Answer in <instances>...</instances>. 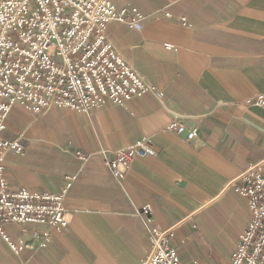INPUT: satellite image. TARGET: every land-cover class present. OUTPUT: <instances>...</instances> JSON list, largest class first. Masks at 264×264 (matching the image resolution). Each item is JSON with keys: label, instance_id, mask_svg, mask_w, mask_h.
<instances>
[{"label": "crops", "instance_id": "1", "mask_svg": "<svg viewBox=\"0 0 264 264\" xmlns=\"http://www.w3.org/2000/svg\"><path fill=\"white\" fill-rule=\"evenodd\" d=\"M110 1L143 20L137 28L110 22L107 41L162 98L145 93L87 114L10 110L1 138L23 148L5 157L10 188L58 194L74 181L67 228L51 230L40 248L42 227L3 224L25 248L14 254L0 237V264H142L149 242L137 212L145 205L182 264H227L250 213L225 188L242 172L264 173V113L245 104L264 94V0ZM173 121L195 139L169 131ZM143 139L156 156L135 159L117 182L104 158Z\"/></svg>", "mask_w": 264, "mask_h": 264}, {"label": "built area", "instance_id": "2", "mask_svg": "<svg viewBox=\"0 0 264 264\" xmlns=\"http://www.w3.org/2000/svg\"><path fill=\"white\" fill-rule=\"evenodd\" d=\"M142 20L135 9L115 10L110 0L0 1V237L14 254L24 250L25 244L12 243L2 225L42 227L35 239L40 248L46 247L51 230L67 228L64 200L74 177L67 178L58 194L10 188L4 175L5 157L23 154L17 140L1 138L11 108L19 106L34 115L51 108L87 114L107 105L122 107L145 93L161 99V93L146 84L106 40L110 22L137 28ZM245 104L264 113V94ZM167 129L187 142L196 136V130H186L174 121ZM75 155L85 159L79 152ZM154 156L156 152L143 139L104 158V166L122 182L135 159ZM227 186L247 201L250 213L228 264H264V173L255 167L235 176ZM137 217L149 242L142 264H181L169 246L170 231L150 227V207L142 206Z\"/></svg>", "mask_w": 264, "mask_h": 264}, {"label": "rangeland", "instance_id": "3", "mask_svg": "<svg viewBox=\"0 0 264 264\" xmlns=\"http://www.w3.org/2000/svg\"><path fill=\"white\" fill-rule=\"evenodd\" d=\"M112 5H113V4H112ZM114 8H115V7H114ZM124 9H126V8H124ZM115 10H117V9L115 8ZM121 10H122V9H121ZM117 11H119V10H117ZM106 27H107V26H106ZM106 40H107V39H106ZM120 57H121V56H120ZM13 107H14V106H13ZM13 107H12V108H13ZM18 107H19V106H18ZM12 108H11V109H12ZM20 108H21V107H20ZM58 109H60V108H58ZM64 110H65V109H64ZM68 111H69V110H68ZM72 112H73V111H72ZM9 113H10V112H9ZM133 145H134V144H133ZM131 146H132V145H131ZM128 147H129V146H128ZM101 154H102V153H101ZM83 157H84V156H83ZM228 188H232V187H231V186H227L226 189H228ZM232 189H233V188H232ZM233 191H234V190H233ZM179 259H180V258H179ZM229 261H230V260H229ZM180 262H181V260H180ZM228 263H229V262H228ZM228 263H227V264H228ZM181 264H182V262H181Z\"/></svg>", "mask_w": 264, "mask_h": 264}]
</instances>
